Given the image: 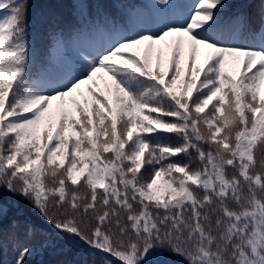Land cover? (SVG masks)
<instances>
[{
  "label": "snow or ice",
  "instance_id": "6c2138e0",
  "mask_svg": "<svg viewBox=\"0 0 264 264\" xmlns=\"http://www.w3.org/2000/svg\"><path fill=\"white\" fill-rule=\"evenodd\" d=\"M35 257L264 264V0H0V264Z\"/></svg>",
  "mask_w": 264,
  "mask_h": 264
},
{
  "label": "trees",
  "instance_id": "16d2710c",
  "mask_svg": "<svg viewBox=\"0 0 264 264\" xmlns=\"http://www.w3.org/2000/svg\"><path fill=\"white\" fill-rule=\"evenodd\" d=\"M37 2H38V1H36V0L34 1V3H37ZM39 2L42 3V0H39ZM11 255H12V254L10 253L9 256H8L7 258L10 259V258H11ZM38 259H39V257H35L34 260H33V262H31V264H35V261L38 260Z\"/></svg>",
  "mask_w": 264,
  "mask_h": 264
},
{
  "label": "rangeland",
  "instance_id": "374dc122",
  "mask_svg": "<svg viewBox=\"0 0 264 264\" xmlns=\"http://www.w3.org/2000/svg\"><path fill=\"white\" fill-rule=\"evenodd\" d=\"M33 260H34V258H33ZM33 262V261H32Z\"/></svg>",
  "mask_w": 264,
  "mask_h": 264
}]
</instances>
